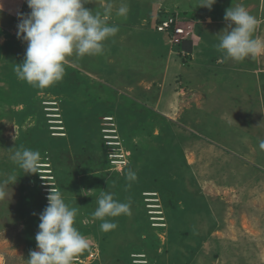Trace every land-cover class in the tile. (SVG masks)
<instances>
[{
    "label": "rangeland",
    "instance_id": "374dc122",
    "mask_svg": "<svg viewBox=\"0 0 264 264\" xmlns=\"http://www.w3.org/2000/svg\"><path fill=\"white\" fill-rule=\"evenodd\" d=\"M87 3L101 12L112 4L110 25L127 3L124 20L139 16L143 30L174 15L190 33L192 49L187 40L168 39V51L157 44L165 34L144 32L121 43L117 57L131 72L113 73L134 77L135 84L111 83L104 51L68 57L63 79L38 89L14 71L27 47L17 38V14L30 9L25 0H0V172L12 171L7 150L16 145L41 153L37 172L17 170L18 182L0 200L3 264H25L38 250L39 214L52 187L80 207L74 226L89 238L72 264H134L136 254L148 264H264V54L236 62L215 47L232 4L257 18L253 35L264 38V0H216L211 10L197 8L198 0ZM144 40L156 41L154 54ZM106 118L128 154L121 171L109 160ZM129 169L135 181L126 179ZM101 191L131 206L130 214L110 218L117 228L109 232L92 218ZM150 210L161 212L154 216L164 219L162 226L154 228Z\"/></svg>",
    "mask_w": 264,
    "mask_h": 264
},
{
    "label": "clouds",
    "instance_id": "9594fccd",
    "mask_svg": "<svg viewBox=\"0 0 264 264\" xmlns=\"http://www.w3.org/2000/svg\"><path fill=\"white\" fill-rule=\"evenodd\" d=\"M25 3L30 12L17 14V38L27 47L23 62L15 65L14 71L18 79L38 89L63 79L68 57L102 55L105 42L119 32L118 25L108 23L112 4L101 12L85 7L87 0H25ZM215 3L216 0H198L197 8L211 10ZM128 12L127 3H121L116 15L126 18ZM224 21L226 27L215 36L218 38L215 47L224 60L239 62L264 54V38L253 35L258 20L243 5L232 4L227 8ZM259 148L264 150V140L259 141ZM7 153L13 169L7 174L0 172V200L18 182L17 170L34 174L41 161V153L30 148L16 145ZM126 179L135 181L136 173L129 169ZM47 201V207L39 214V230L35 235L38 250L29 252L25 264H72L73 258L89 247V238L74 226L80 207L67 203L62 192L54 187ZM95 203L92 218L101 221L103 232L117 228L110 218L130 214V203L114 199L109 191H101Z\"/></svg>",
    "mask_w": 264,
    "mask_h": 264
},
{
    "label": "built area",
    "instance_id": "2783aa9c",
    "mask_svg": "<svg viewBox=\"0 0 264 264\" xmlns=\"http://www.w3.org/2000/svg\"><path fill=\"white\" fill-rule=\"evenodd\" d=\"M153 30H155L158 33H164L166 34L172 44L175 45H181L183 41L188 40V37L190 35L189 32H186V30L180 25L179 19L174 16V15H162L160 18H157V21L152 25ZM53 105V104H49ZM111 118H106L105 123H102L103 133L104 138L106 140V145L108 148V155H109V160L112 163L113 167L115 170L121 171L124 170L123 168L127 166L128 161H127V156L128 154L126 153V150L123 147V144L119 142V136H117V130H114L112 127L114 126L113 124H110ZM59 123V122H58ZM56 130H63V128H54ZM60 133H57L59 135ZM52 184H49L51 186ZM50 191V189L48 190ZM148 196H156V194L150 195L147 194ZM157 202V199H150L149 202ZM160 207L159 205H149V208L156 209ZM149 214L151 215V221L155 224L154 227L156 226H162L159 222L163 221L164 219L161 217H156L154 215L161 214L160 211H155V210H150ZM78 256V255H77ZM94 257V255L92 256ZM134 264H148V261L146 259V255L144 254H136L133 256ZM81 259L78 257H74L72 261H77L79 262Z\"/></svg>",
    "mask_w": 264,
    "mask_h": 264
},
{
    "label": "crops",
    "instance_id": "0c3cea01",
    "mask_svg": "<svg viewBox=\"0 0 264 264\" xmlns=\"http://www.w3.org/2000/svg\"><path fill=\"white\" fill-rule=\"evenodd\" d=\"M115 17L117 18L116 19L117 20L116 21L117 22L116 25L119 26V32L114 37L109 38L105 42V47H104V51H105V54H104L105 58H104V60L105 61H104L103 65L106 68H108V70L109 69L111 70V72L106 73L105 75H108L109 78L113 75V77L110 78V79H112L111 80V83L112 84H117L116 82H118L119 80H121V81L122 80H124V81L127 80L130 85H133V84H135L134 83V77H131L130 79H123V78L120 79V77L123 76V75H120L119 74L120 76H116L118 74H113V73H115V71L118 72V73H122V71L124 72V67H125V72H126V69H128V72H131L129 70L128 66H124L123 67L125 58H123V57L122 58L121 57L120 58L117 57L118 54H119V52H120V50L122 49L121 43H126L131 38H134V41H135L136 39H138V37H139L140 34H142V33L145 32L146 34H149L150 35V34H153L152 33L153 31H151L149 29L148 30L139 29L138 26H139V23H140L141 20L138 18L139 16H135L134 14L128 15V18L126 20H124V17H123V19H120V17L114 16L113 17V20L114 21H115ZM113 22H111V23H113ZM108 23L110 24V21ZM124 23H125V25H124ZM161 34H164V33H161ZM158 39L160 40V37H158ZM168 39H169V37L165 34V36H163L162 39L159 42L157 41V44L158 45H161L160 48H165L166 50L170 51V48H168L165 45V43H166V41H168ZM187 41H186V43H187ZM184 42H182L181 45H183ZM157 44H156V41L151 42V41L144 40V43L142 42V45H144L143 48L146 51H148L150 54L151 53L154 54V49L157 50L156 49L157 48ZM145 45L147 47H145ZM184 46H186V49H187V44H184ZM188 47L190 49H192V47L190 46V44L188 45ZM110 51H111V54H108ZM168 51H167V54H168ZM129 56L130 55L128 54V59H129ZM143 61H144V59H143ZM109 65H114V68L112 69V67L109 66ZM120 68H121V71L119 70ZM263 73H264V71H263ZM138 77L141 78V81L144 79L143 76H141L139 73H138ZM117 79H119V80H117Z\"/></svg>",
    "mask_w": 264,
    "mask_h": 264
},
{
    "label": "bare ground",
    "instance_id": "6f19581e",
    "mask_svg": "<svg viewBox=\"0 0 264 264\" xmlns=\"http://www.w3.org/2000/svg\"><path fill=\"white\" fill-rule=\"evenodd\" d=\"M43 173H48V172H43ZM0 264H3V259L0 257Z\"/></svg>",
    "mask_w": 264,
    "mask_h": 264
},
{
    "label": "trees",
    "instance_id": "16d2710c",
    "mask_svg": "<svg viewBox=\"0 0 264 264\" xmlns=\"http://www.w3.org/2000/svg\"><path fill=\"white\" fill-rule=\"evenodd\" d=\"M153 31H155V30H153ZM187 43L188 44H191V42L190 41H187ZM187 43H185V44H187ZM160 187V185L158 186V188ZM155 228V227H154Z\"/></svg>",
    "mask_w": 264,
    "mask_h": 264
}]
</instances>
